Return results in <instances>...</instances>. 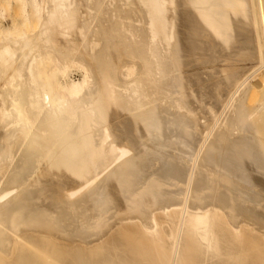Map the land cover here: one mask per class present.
Masks as SVG:
<instances>
[{"label": "bare ground", "instance_id": "1", "mask_svg": "<svg viewBox=\"0 0 264 264\" xmlns=\"http://www.w3.org/2000/svg\"><path fill=\"white\" fill-rule=\"evenodd\" d=\"M14 2L0 264H264V0Z\"/></svg>", "mask_w": 264, "mask_h": 264}, {"label": "rangeland", "instance_id": "2", "mask_svg": "<svg viewBox=\"0 0 264 264\" xmlns=\"http://www.w3.org/2000/svg\"><path fill=\"white\" fill-rule=\"evenodd\" d=\"M7 1V2H6ZM1 4L0 5H4L5 7H10L11 8V10H12V12H15V10H16V3L14 2V0H1V2H0ZM3 3V4H2ZM9 3V4H8ZM6 4H8V6L6 5ZM15 27H20V26H11V24L10 25H7V26H5V27H1L0 28V36H1V33H2V31L3 30H5V29H7V28H15Z\"/></svg>", "mask_w": 264, "mask_h": 264}]
</instances>
